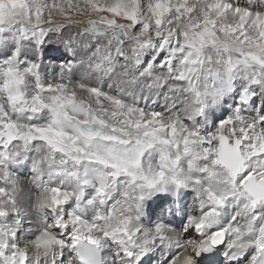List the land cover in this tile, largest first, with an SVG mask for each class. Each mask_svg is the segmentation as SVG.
<instances>
[{"label":"snow or ice","instance_id":"snow-or-ice-1","mask_svg":"<svg viewBox=\"0 0 264 264\" xmlns=\"http://www.w3.org/2000/svg\"><path fill=\"white\" fill-rule=\"evenodd\" d=\"M70 29L90 54L45 80ZM156 251L264 264V0H0V264Z\"/></svg>","mask_w":264,"mask_h":264},{"label":"rangeland","instance_id":"rangeland-1","mask_svg":"<svg viewBox=\"0 0 264 264\" xmlns=\"http://www.w3.org/2000/svg\"><path fill=\"white\" fill-rule=\"evenodd\" d=\"M74 19L78 20V19H81V17H74ZM70 31L74 32V31H76V29L65 30L63 37H60L59 41H58V38H57L56 35H53V36L50 37V39L53 41V43L49 47L46 46V51H45V53L43 55V61L50 63L51 65H53V67L49 68V67H47V66L42 64V71H45L44 72V76H43V78L45 80L51 81L53 79V77L57 74V72L59 71L58 63L59 64L62 63L64 58H63L62 55L59 58H53V57H55V55L59 53V51L57 49H60V51H64V49L66 48L64 43L60 42V41L65 39L67 37L66 35H68ZM79 47L82 49V51L84 53H87L88 50H89V47L81 45V44H78V47L75 48L74 51H76V50L80 51ZM67 49L68 48H66V50ZM86 59H87V57L83 58L82 60H86ZM161 99L164 100L163 97H161ZM219 111L220 110L217 109V114L219 113ZM25 182H27V181L25 180Z\"/></svg>","mask_w":264,"mask_h":264},{"label":"bare ground","instance_id":"bare-ground-1","mask_svg":"<svg viewBox=\"0 0 264 264\" xmlns=\"http://www.w3.org/2000/svg\"><path fill=\"white\" fill-rule=\"evenodd\" d=\"M67 36V35H66ZM49 47V46H48ZM83 47V46H82ZM88 47V46H87ZM227 105H225V107H226ZM29 183L30 182H25L24 181V192H25V195H27V191H28V188L30 187V185H29ZM188 201H190V199H188ZM190 203V202H189ZM181 225H182V223H178L177 224V226L175 227V228H172V229H170V231L168 232V235L173 239V240H175V239H177V238H179V236L180 235H182V233H181ZM185 238H187V237H185ZM164 252H166V251H164Z\"/></svg>","mask_w":264,"mask_h":264}]
</instances>
